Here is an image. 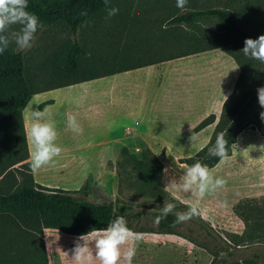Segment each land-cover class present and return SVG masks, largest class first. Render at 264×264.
Here are the masks:
<instances>
[{"label": "rangeland", "instance_id": "rangeland-1", "mask_svg": "<svg viewBox=\"0 0 264 264\" xmlns=\"http://www.w3.org/2000/svg\"><path fill=\"white\" fill-rule=\"evenodd\" d=\"M192 6L229 8L256 36L264 34V0H188L182 9L176 6V0H109L108 7L119 9L118 13L109 18L107 7L98 16L85 21L75 37L63 24L38 27L32 47L20 52L33 86L57 88L39 94L46 100L41 99L37 108L42 109L48 123L55 125V143L62 148L55 158L66 161L68 156L79 155L82 165L76 169L67 161L61 165L51 163V168L43 171L45 168L42 167L36 172V179L48 187L67 190H77L86 184L90 201L109 200L120 212L161 210L163 203L169 202L175 204V211H186L189 205L196 204L203 212L202 217L184 222L173 234L142 233L143 239L132 264H209L212 256L197 246L204 243L213 248L212 245L216 244L209 242L205 236L207 231L220 236L231 247L232 256L226 257L223 252L219 254L220 259H226V264H264L262 245L245 238L253 228L263 234L264 222L246 226L243 220L248 215L252 223L250 216L254 210L264 211V152L259 150L264 146V129L259 132L249 126L241 131L229 159L209 168L214 177L227 180L224 188L202 200L190 196V193L171 188L165 190L171 180H178L183 174L184 164L180 160L195 155L213 137L226 99L224 96L232 93L237 81L240 90L247 86L241 92L243 94L249 90L254 94L258 84L264 82L260 77L261 73L264 74V63L246 57L228 44V49L240 63L223 51L238 68L233 69L232 74H222L218 83L213 76H203V68L122 70L148 60L174 58L187 51V44L180 40L186 32L176 34L167 22L174 14ZM18 27L11 26L9 31L18 30ZM74 38L87 50L81 68H100V73L115 72L86 82L111 85L99 86L90 82L63 86L72 78L67 77L63 69L61 52ZM6 50L17 51L15 43H10ZM201 63L203 65V61ZM82 75H88V72L78 76ZM243 97L247 99L245 95ZM37 99L33 97L30 104ZM152 102L157 115L151 111L146 116L139 114L141 104L152 106ZM166 103L171 110L168 114L164 112ZM256 106L253 109L258 110ZM38 109L34 107V110ZM27 114L28 110L24 116ZM69 116L76 117L82 131L73 132L68 128ZM210 116L214 117L212 123L198 127ZM134 120L139 121V126H133ZM193 134L196 136L194 142L190 140ZM108 138L112 140V150L107 154ZM122 148L137 159L148 150L151 152L149 157H155L161 163L159 183L151 191L138 186L137 175L122 156ZM118 162H122V167ZM22 163L10 168L13 175L17 176L19 168L25 170L20 166ZM9 182L1 179L0 189H6ZM41 236L45 252L49 250L51 264H76L72 260L74 249L71 246L79 236L49 228H43ZM1 248L0 239V264H11L4 257L8 250ZM89 263L99 264L94 256Z\"/></svg>", "mask_w": 264, "mask_h": 264}, {"label": "trees", "instance_id": "trees-1", "mask_svg": "<svg viewBox=\"0 0 264 264\" xmlns=\"http://www.w3.org/2000/svg\"><path fill=\"white\" fill-rule=\"evenodd\" d=\"M107 7L104 0H28L27 10L39 18L40 26L50 27L63 24L75 37L79 27L85 21L98 16ZM84 12L86 15H82ZM167 24L174 28L176 34L180 31L186 32L181 35L180 40L185 41L188 50L178 56L220 49L239 64V59L228 49L227 45L232 44L234 48L241 51L246 38L258 37L241 24L233 11L226 7L192 6L174 14ZM86 55V48L76 38L65 44L61 52L63 69L72 81L63 86L115 73L112 70L100 73L98 72L100 68H81L82 59ZM168 59L173 58L148 60L132 67H124L125 69L122 70L136 68L145 65L146 62L153 63ZM240 69L242 71V68ZM82 70H85V73L88 72V75L78 76L79 73H84ZM260 77L264 79V74L261 73ZM33 85L20 51L6 50L0 54V176L7 171L1 179L11 181L6 189H0V239L2 248L8 250V252L5 251L4 257H7L9 263L48 264L41 236L43 228L81 236L92 228L106 227L109 221L119 215H124L128 227L139 233L173 234L182 226L183 223H174L175 216L171 213L157 222L161 210L120 212L109 200L90 201L87 198L86 184L74 191L37 184L26 162L27 147L21 112L33 94L52 88H36ZM260 86H264V82H260L257 88ZM239 88L237 81L232 93L223 103L215 126L216 131L209 143L195 155L181 159L180 163L191 165L199 160L212 168L219 162V158L211 156L209 149L215 144L218 134L223 133L225 139L228 140L230 156L241 131L249 126H253L259 132L263 131L264 121L260 119L259 114L264 109L258 103L257 91L253 94L249 90L243 94L241 92L245 88L243 90ZM244 95L247 97L246 100ZM255 106L259 109H253ZM213 121L214 117L210 116L198 127H203ZM121 154L134 169L137 175L135 180L140 188L151 191L159 183L162 165L155 157H149L150 151L145 150L140 159L129 154L126 148L121 149ZM18 163H22L20 166L25 167V170L19 168L16 176L11 173L10 168ZM118 166L122 167V162H118ZM250 217L253 224L249 221L248 215L243 218L246 226L249 224L254 226V223L261 224L264 222V211L254 210ZM263 235L264 233L260 234L253 228V231L251 230L245 238L246 241H254L264 248ZM205 236L209 242L216 243L212 245L213 248L204 243L203 245L196 244L212 256L209 264H226V259H220L219 254L223 252L226 257L232 256L233 252L229 251L231 247L223 238L209 231L205 232ZM190 241L193 242V240Z\"/></svg>", "mask_w": 264, "mask_h": 264}, {"label": "clouds", "instance_id": "clouds-1", "mask_svg": "<svg viewBox=\"0 0 264 264\" xmlns=\"http://www.w3.org/2000/svg\"><path fill=\"white\" fill-rule=\"evenodd\" d=\"M188 0H176L178 8H184ZM107 6L109 0H104ZM28 0H0V54H3L14 42L17 51H25L32 47L35 34L40 26L39 18L28 10ZM119 9L108 7V17L118 13ZM86 15V12L82 13ZM18 25V30L9 31L11 26ZM241 52L251 59L264 63V34L257 38H246ZM258 103L264 109V86L257 88ZM226 99L227 97L224 96ZM32 124L28 132L31 142V170L37 172L42 167L49 165L58 157L62 148L55 141L57 132L54 124L48 123L44 119V112L33 110L31 113ZM259 117L264 121V111ZM68 128L73 132H80L76 117L69 116ZM190 140L194 142L196 136L193 134ZM229 142L223 133L217 135L215 144L209 149V154L219 158V163L223 164L229 159ZM260 151L264 152V146ZM167 171V170H165ZM227 185V180L223 177H214L208 165L197 160L191 165H184L183 174L178 180H171L165 190L169 188L184 193H190L192 197L202 200L205 196L222 189ZM174 203H163L160 219L166 218L170 213L174 214V223H184L193 217H202L203 212L196 204L188 206L186 211H175ZM143 239V234L135 232L127 225L124 215L116 216L107 223L104 228H92L88 233L77 238L72 260L76 264H88L94 256L99 264H132L139 242ZM83 241V243H81Z\"/></svg>", "mask_w": 264, "mask_h": 264}, {"label": "crops", "instance_id": "crops-1", "mask_svg": "<svg viewBox=\"0 0 264 264\" xmlns=\"http://www.w3.org/2000/svg\"><path fill=\"white\" fill-rule=\"evenodd\" d=\"M201 61H203V65H202ZM144 64L145 65H141V66H138L136 68H203V74H204L203 76H205V77H209V76L212 77L213 76V80L217 83L223 77L222 74H224L225 72H229L230 74H232V72L234 71L233 69L238 68V66L234 62V60H232L230 57L226 56L222 50L219 51L217 49H211V50L199 52V53H196V54L189 56V57L173 58V59H168V60H163L160 62H153V63L146 62ZM196 66H198V67H196ZM207 68H210V69H207ZM84 82H86V81H84ZM84 82H80L79 84H87V83L91 82V83H97L96 85H99V86L111 85V84H106V83H102V82H92V81H89L86 83H84ZM50 90H55V89L52 88ZM50 90L42 91V92L33 94L21 112V115L23 118L22 121H23V129H24L26 147H27V160H26V162L29 164V166L31 165L30 152H31V148H32L30 145V142H29V137H28V132H29L30 127H31V123H30L31 113L34 110V107L36 109H38L37 106H38V103L40 101H42L41 99L46 100L44 98H41L39 94L49 92ZM33 97H36L38 99H37V101L33 102V104H30L31 103L30 101ZM196 104H198V103H196ZM145 105L146 104H141V106H139V108H140L138 110L139 114L142 115L144 113L146 116L151 111L153 115L154 114L157 115L158 112L156 111V108H155V105H153V102H152V106H149V104H147L145 107ZM166 106H167V109H166ZM183 106H184V104H183ZM26 110H28V114H27V116H24V113ZM170 111L171 110L169 108V103H166L165 107H164V112L166 114H168ZM142 122H143V120H142ZM132 123H133L134 127L139 126V121H137V120H134ZM111 126H113V125H111ZM133 126H131V127H133ZM108 142L109 143H108L107 149H106L107 154L111 153V150H112V148H111L112 140H110V138H108ZM99 146L100 145H98L97 147H99ZM77 148H79V147H77ZM79 151L80 150H77L76 152L80 153ZM105 157H103L102 161L105 159ZM54 160L55 161H53L52 163H54V164L60 163V165L67 161L68 162L67 164H69V165L72 164L71 167L76 168V169L80 168L82 165V158L79 155L68 156V157H66V161L64 160V158H61V157L60 158H54ZM102 161H101V163H102ZM48 167L49 168L52 167L51 163L49 165L44 166L43 168H45V169L43 171H45L46 168H48ZM66 167H68V165ZM30 171H31V175H32L34 181L37 184H39L41 186L48 187L45 184V182L36 179L37 178L36 172H33L31 170V166H30ZM38 176L40 177L41 174H38ZM52 188H55V187H52ZM64 190H67V189H64ZM70 191H74V190H70ZM81 243H83V242H81ZM73 244H74V246H71V247L74 249L76 246V243H73ZM46 255H47L48 264H51V261L49 258L50 253H49L48 249H46ZM88 264H92V263L88 262Z\"/></svg>", "mask_w": 264, "mask_h": 264}]
</instances>
